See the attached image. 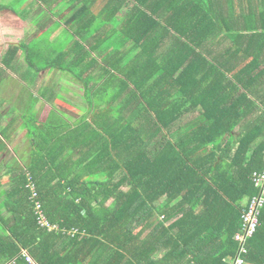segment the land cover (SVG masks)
Instances as JSON below:
<instances>
[{"label": "trees", "instance_id": "obj_1", "mask_svg": "<svg viewBox=\"0 0 264 264\" xmlns=\"http://www.w3.org/2000/svg\"><path fill=\"white\" fill-rule=\"evenodd\" d=\"M70 1L72 25L106 22L104 15L94 12L98 0ZM188 4L184 0L138 1L125 21L118 20L121 10H116L114 20L120 30L114 32L116 46L105 56L108 77L102 79L107 92H115L114 96L108 101L99 98L97 105L91 103L81 133L68 127V135L56 138L49 129V140L33 143L30 167L20 169L0 206L7 212L0 211L3 263L29 264L23 250L37 264H227L228 257L238 255L235 235L242 229V214L262 193L254 174L264 171V140L250 155V133L242 136L229 169L224 161L190 158L187 152L191 144L187 142L161 146L165 133L183 113L174 106L175 99L169 93L176 85L172 74L187 63L193 66L191 46L201 49L193 52L198 59L205 52L201 42L218 38L215 22L211 19L205 25L197 16L204 6L197 0L194 17L198 28L181 26ZM104 6L101 8L99 0L101 12ZM170 11L172 15L167 14ZM130 41L137 51L141 47L142 59L147 57L145 63L141 64L139 55L133 66L125 69L120 67L122 57L115 64L109 63L111 54ZM171 41L173 48L164 55L161 45L166 47ZM74 49L80 52L79 64L87 62L84 56L90 51L85 44L77 41ZM160 54L167 68L162 71L159 66L149 74L161 65ZM50 67L58 69V63ZM59 69L70 68L65 65ZM147 82L151 85L145 89ZM87 87L91 96L93 88ZM170 95L171 107L167 104ZM234 129L230 125L224 135L216 137ZM258 131L264 138V127ZM193 138V153L202 151L205 140ZM73 140L75 157L67 143ZM128 186L131 189L126 191ZM162 198L165 202L157 206ZM35 203L42 204L50 225L79 229L85 234L72 238L41 224ZM246 250L245 264H264V209Z\"/></svg>", "mask_w": 264, "mask_h": 264}, {"label": "crops", "instance_id": "obj_2", "mask_svg": "<svg viewBox=\"0 0 264 264\" xmlns=\"http://www.w3.org/2000/svg\"><path fill=\"white\" fill-rule=\"evenodd\" d=\"M138 1L145 2L100 0L101 8L106 4L103 8L106 12H101L98 0L94 12L104 15L106 22L100 23L98 20L93 21L92 25H72L69 22L72 16L70 0H0V158L9 154L12 157L11 163H14L5 171L0 164V206L7 196L6 189L10 185L12 189L13 180L20 169L30 167L33 161L31 158H34L33 143L43 144L45 138L49 140V129L56 138H61V135L64 137L68 127L76 130L83 125L86 114L82 111L83 106L89 112L92 102L97 105L99 98L96 96L99 95L100 86L104 84L102 79L108 77L107 69H104L108 62L105 56L116 46L114 32L120 30V25L116 27L114 16L121 10L117 13L118 20L125 21L127 16L133 14ZM184 1L189 4L183 12L187 14L181 26L186 24L188 29L193 26L198 28L194 17L195 0ZM197 1L204 4L199 8L197 16L200 15L205 25L211 19L215 22L214 29L218 31V38L201 42L205 52L198 59L193 52H201V49L197 47L195 50L196 46H191L190 49H194L189 59L193 60V66L188 67L187 63L180 71L172 74L176 85L169 93L175 99L174 106H179L183 113L178 114L180 118L165 133L166 139L165 136L160 137V140L163 138L161 146L167 147V142L172 146H181L183 142H187L191 144L187 152L190 158L207 157L217 162L224 161L229 169L231 160L241 146L242 136L250 133V155L264 140L258 131V128L264 127V0ZM175 12L182 14L180 9ZM161 13L165 12L162 10ZM169 13L172 15L173 11L167 14ZM190 16L192 17L189 19ZM40 38L44 41L42 45H34V41ZM85 38L89 39L84 40ZM63 40H68V43ZM77 41L85 44L90 51L84 56L87 62L82 66L79 64V55L75 56ZM171 45L172 41L166 47L161 45L164 55L172 50ZM134 47V42L130 41L118 53L114 51L111 54L115 56L114 64L122 57L123 65L132 67L137 55L141 64H144L147 57L142 59L143 50L139 47L137 51ZM35 48L40 49L36 52ZM133 51L135 54H132ZM52 55L54 56L51 58ZM178 55L177 51L176 57ZM162 61L163 56L160 54L158 64ZM56 62L58 69H52L50 65ZM69 64L83 67L84 72L74 74L70 69H59L65 65L70 68ZM87 65L91 69H87ZM159 66L162 68V64L157 65L149 74L158 70ZM199 66H202V70L198 71ZM137 76L139 79V74ZM84 78L91 80V96ZM142 81L143 79L140 82ZM150 85L147 82L144 88ZM169 100L170 103H166L171 107V95ZM230 125L235 126L232 133L216 137L222 135ZM193 137L205 140L201 144L202 151L193 153ZM54 140L55 138L52 141ZM67 143L73 152L76 141ZM158 148L156 141V150ZM76 155L74 151L73 157ZM180 156L183 157V154ZM18 157L24 165L16 163H20V160L17 161ZM129 189L130 186L126 187V190ZM165 200L166 198H162L156 205L159 206ZM2 229L0 227V232L3 233ZM0 264L5 262L0 260ZM6 264L16 263L12 261Z\"/></svg>", "mask_w": 264, "mask_h": 264}, {"label": "rangeland", "instance_id": "obj_3", "mask_svg": "<svg viewBox=\"0 0 264 264\" xmlns=\"http://www.w3.org/2000/svg\"><path fill=\"white\" fill-rule=\"evenodd\" d=\"M44 41L43 40H41V38L40 39H36L35 41H34V45L35 44H38V45H42V43H43ZM63 42L64 43H68V40H63ZM39 49L40 48H35L34 49V51H39ZM53 49V48H52ZM50 51V50H49ZM79 53L80 52H75V56H78L79 55ZM132 54H135V51H133L132 52ZM110 61H115V56L114 55H111L110 57ZM34 60H37V58L36 57H34ZM36 63L39 65V62H37L36 61ZM86 63V62H85ZM84 64V63H83ZM82 64V65H83ZM162 64V71H164V69H165V67H166V65L162 62L161 63ZM81 65V66H82ZM126 66L127 65H123V64H121V66L120 67H122L123 69H125L126 68ZM167 68V67H166ZM87 69H91V66H89V65H87ZM70 70L71 71H73V73L74 74H80V73H83L84 72V68L83 67H76V66H70ZM66 74L68 75V76H71V77H73V75H71L70 73H68V72H66ZM76 80V79H75ZM75 80H73V81H75ZM72 81V82H73ZM78 81V80H77ZM105 81V80H104ZM84 83H85V85H87V86H90L91 85V81L89 80V78H86V80H85V78H84ZM104 88V89H103ZM107 90H106V85L105 84H103L102 86H100V89H99V91H98V94L99 95H97L96 97H98V98H102V97H104L105 99H111L113 96H114V93L115 92H112V91H108L107 93ZM26 96V95H25ZM83 104H84V102H83ZM83 110V113H87L88 112V110L87 109H85L84 108V106H83V108H82ZM85 115H88V114H85ZM86 122H89V121H86ZM84 123V122H83ZM82 123V124H83ZM85 124H87V123H85ZM90 127H92V125L90 126ZM77 129L79 130V132H77V133H81L83 130H85V129H83L82 128V126H80V127H77ZM76 129V130H77ZM93 129V127L92 128H90V130H92ZM88 130H89V127H88ZM89 135H91V136H94V133H90ZM13 145H15V143L13 144ZM19 146H21V144L19 145ZM20 160V163L19 162H16V163H18L19 164V166L20 165H24L23 164V161L20 159V157H18V160L17 161H19ZM12 162V157H11V155H9V154H5V156L3 157V158H0V164H1V169L2 170H6V168L10 165V164H14V163H11ZM12 166V165H11ZM13 168H15L14 166H12ZM2 184L0 183V186H1ZM5 189H6V187H4ZM10 188H11V185L8 187V189H6V190H10ZM127 191V190H126ZM43 212H44V210H43ZM2 213L3 214H7V212L5 211V209H2ZM44 214H45V212H44ZM46 215V214H45ZM46 217H47V215H46ZM161 217V216H160ZM162 218V217H161ZM162 220V219H161ZM45 225H47V223H44ZM59 227H60V231H58V233H62L63 235H66V234H64L63 233V231L64 230H68V229H64V227H61L60 225H59ZM50 228L51 229H54L55 228V226H52V225H50ZM77 230H79V229H77ZM69 235H72V236H75L76 234L75 233H68ZM80 234H85L84 232H81L80 230H79V234H77L75 237H77V236H79ZM66 236H68V235H66ZM69 237H71V236H69ZM73 238V237H72ZM23 256L26 258V260L28 261V263L29 264H37L33 259H32V257L28 254V252L27 251H25V250H23Z\"/></svg>", "mask_w": 264, "mask_h": 264}, {"label": "built area", "instance_id": "obj_4", "mask_svg": "<svg viewBox=\"0 0 264 264\" xmlns=\"http://www.w3.org/2000/svg\"><path fill=\"white\" fill-rule=\"evenodd\" d=\"M29 177H31V176H29ZM260 179L264 181V175L262 177H260ZM263 206H264V200L263 201H255L253 206H252V210L250 211L249 214H247L245 216L244 226H245V229L247 230L249 236H252L259 226V208L263 207ZM36 212L39 215V222L43 225H45L44 223H47V226H50V224L47 220V217L42 210V204H40V203L36 204ZM52 226H55V228L53 230H55L57 232L60 231V227L58 224H54ZM63 233L68 235V236L75 237L77 234H79V230H77V229L64 230ZM68 233H75L76 235L72 236V235H69ZM243 263H244V261L241 259H238L236 262V264H243Z\"/></svg>", "mask_w": 264, "mask_h": 264}, {"label": "bare ground", "instance_id": "obj_5", "mask_svg": "<svg viewBox=\"0 0 264 264\" xmlns=\"http://www.w3.org/2000/svg\"><path fill=\"white\" fill-rule=\"evenodd\" d=\"M263 175H264V171L262 173H255L254 174V180H255L256 184L262 188V193L259 197H256L253 199L249 209L242 214V226H241L242 229L239 230L238 233L235 235V241L239 244V252H238V255L236 257H230L229 260H227V264H236L238 259L243 260V255L247 254L246 243L249 239H251L254 236V234L257 231L256 230L252 236H249L248 232L244 226V224H245L244 219H245V216L247 214H249L250 211L252 210V206H253L255 201H263L264 200V181L260 179V177H262ZM261 209H264V206L259 208V215H260ZM243 264H245V263H243Z\"/></svg>", "mask_w": 264, "mask_h": 264}]
</instances>
